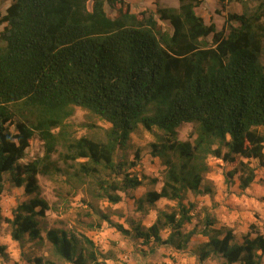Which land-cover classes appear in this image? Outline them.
Returning <instances> with one entry per match:
<instances>
[{
  "label": "trees",
  "instance_id": "trees-1",
  "mask_svg": "<svg viewBox=\"0 0 264 264\" xmlns=\"http://www.w3.org/2000/svg\"><path fill=\"white\" fill-rule=\"evenodd\" d=\"M201 2L179 0L177 8L157 2L155 11L134 13L126 0H11L0 13V25L5 24L0 31V195L10 181L28 196L13 207L12 217L3 218L13 240L23 245L46 238L59 260L107 264L83 233L52 227L46 237L42 234L41 218L52 206L38 175L62 172L51 158L65 141L66 158L77 162L73 172H65L67 178L82 183L85 177H100L83 198L88 226L100 228L106 221L143 244L176 250L202 234L207 239L199 247V264L214 257L219 264H264V232L254 226L238 237L232 227L218 226L207 216L203 229H185L195 206L184 202L187 193L214 194L210 185H202L209 156L235 162L226 177L238 180L243 190L264 167V0L255 9L227 13L222 29L197 13ZM106 4L119 5L116 17ZM74 107L111 124L105 141L65 138ZM184 123L194 130L182 140L178 129ZM139 124L163 131L152 152L163 158L166 171L160 189L136 199L138 209L163 199L177 201L178 208L160 211L147 227L131 221L127 228L98 203L117 204L122 192L143 185L130 172L135 161L116 160ZM36 135L45 153L25 162ZM103 172L108 177L102 178ZM82 186L71 185L74 190ZM0 256L6 257L3 245ZM27 260L55 264L47 257Z\"/></svg>",
  "mask_w": 264,
  "mask_h": 264
},
{
  "label": "rangeland",
  "instance_id": "rangeland-1",
  "mask_svg": "<svg viewBox=\"0 0 264 264\" xmlns=\"http://www.w3.org/2000/svg\"><path fill=\"white\" fill-rule=\"evenodd\" d=\"M130 9L134 13L143 10H156L157 2L163 7H171L172 4H179L178 0H126ZM11 0H0V13L3 15ZM258 4V0H202L196 8L197 13L202 16L207 23L214 22L218 29L225 25L227 13H242L244 7L252 10ZM92 3L90 2L89 6ZM225 6V7H224ZM119 5L111 7L106 4L107 13L116 17ZM165 28L168 27L166 21H159ZM5 24L0 25V31ZM212 37H209L211 40ZM111 126L110 123L101 119L98 115L82 108L74 107L73 115L66 120L65 138L73 140L81 136L105 141L106 132ZM194 130L191 123H184L178 129L179 138L185 140ZM264 132V128H261ZM56 131H58L56 129ZM163 131L157 127L146 129L139 124L137 130L132 133L130 140L124 149H120L116 160L125 161L130 165L132 161L136 165L130 169L133 175H138L143 179V185L137 189L122 192V201L111 204L107 201H99V205L111 214L115 222L123 223L125 227L131 228V221L140 223L143 226L151 225L162 210L171 211L177 209V201L163 199L153 205H147L145 210L138 209L136 199L143 196L148 190L160 189L166 171L163 158L153 155V143H161ZM65 141L57 145L56 151L52 154L51 160L61 167L62 172L55 174H39V182L42 186L43 196L49 201L52 209L46 211L45 217L41 218L42 234L46 237V232L52 227H64L83 233L90 237L106 258L107 264H199L198 253L201 244L207 237L202 234L195 235L188 247L183 250H176L166 245L143 244L142 240L134 236H125L108 222H103L100 228L90 227V216L87 214L88 208L83 203V198L88 197L90 185H97L100 177H85L82 183L73 177L67 178L65 172L76 169L77 162L66 158L68 150ZM45 153L44 142L38 135L33 137L27 149V155L23 161H31L38 157H43ZM79 159L78 161H84ZM210 170L205 174L202 185H210L216 196L210 198L207 194L188 192L184 202L193 203V221L186 225L188 230L197 225L198 229H203L205 218H214L218 225L226 224L232 227L238 237L247 233L252 226L264 232V211L255 207L254 202L248 201L249 195L246 193L233 191L237 180L227 179L226 173L233 169L236 163H228L214 156L208 157ZM53 167V166H52ZM260 168V167H259ZM258 168V169H259ZM261 170V169H260ZM259 173V172H258ZM102 178L108 177L107 173H102ZM157 178L158 182H152ZM5 190L0 195V245L5 247L6 257L0 256V264H35L27 259L34 257H47L55 264H72L57 259L53 255L52 246L45 238L43 241H25L23 245L11 238V226L4 221V217H12V209L20 201L27 199L23 188L14 186L10 181L6 182ZM71 185H83L74 190ZM215 195V194H214ZM163 236H167L168 230L162 231ZM154 249V251H151ZM219 259L209 258L203 264H219Z\"/></svg>",
  "mask_w": 264,
  "mask_h": 264
},
{
  "label": "crops",
  "instance_id": "crops-1",
  "mask_svg": "<svg viewBox=\"0 0 264 264\" xmlns=\"http://www.w3.org/2000/svg\"><path fill=\"white\" fill-rule=\"evenodd\" d=\"M158 1H160V0H158ZM178 2H179V0H178ZM171 7L177 8V7H179V4H172ZM256 172H257L256 180H255V182H253V184L249 188H247L245 190L241 189L239 187V182L237 180L236 184L231 189L233 191H238V192L240 191L242 193L248 194L249 195L248 201L254 202L255 207L264 211V167H260L259 169L257 168ZM214 194H213V196L217 195L216 193H214ZM208 196H210V198H213L212 195H208ZM223 225H226V224H223ZM218 226H220V225H218ZM235 233H236V231H235Z\"/></svg>",
  "mask_w": 264,
  "mask_h": 264
}]
</instances>
